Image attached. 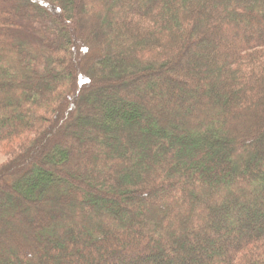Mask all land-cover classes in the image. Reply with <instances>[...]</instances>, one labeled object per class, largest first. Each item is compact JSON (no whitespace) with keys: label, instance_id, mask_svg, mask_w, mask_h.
<instances>
[{"label":"trees","instance_id":"obj_1","mask_svg":"<svg viewBox=\"0 0 264 264\" xmlns=\"http://www.w3.org/2000/svg\"><path fill=\"white\" fill-rule=\"evenodd\" d=\"M2 154L0 264H264V0H0Z\"/></svg>","mask_w":264,"mask_h":264},{"label":"rangeland","instance_id":"obj_2","mask_svg":"<svg viewBox=\"0 0 264 264\" xmlns=\"http://www.w3.org/2000/svg\"><path fill=\"white\" fill-rule=\"evenodd\" d=\"M200 56V55H199ZM197 57H198V54H195V58L193 59V60H196L197 59ZM195 63H196V61L195 62H190L189 61V63L188 62H186V65H189L190 66V68H188L189 69V71L190 70H192L193 68H194V66H195ZM143 86V88L145 87V91H146V94L148 95H152V96H156L158 93H156V92H154V91H152V90H150L149 89V87L151 88V86H145V85H143L142 83H139V84H134L133 86H131L130 88L133 90V91H136V89L138 88V87H142ZM260 128L261 127H259L258 128V131L260 130ZM246 138V137H245ZM6 160H7V157L6 156H4L3 154L2 155H0V164H2V163H4V162H6ZM98 161H101V158H99L98 159ZM164 203V202H163ZM140 204V203H139ZM138 204V205H139ZM157 204H162V201H161V199L158 197V198H156L155 200H154V202H153V206H156ZM162 211V210H161ZM162 213H164V211H162ZM198 218V217H197ZM196 218V219H197ZM193 219H194V216H193ZM192 218H190V219H187L186 221L188 222L187 223V225H186V227L188 226V229H190V227L192 226V222L194 221ZM6 230H8V232H10V235H12L11 234V232H14V234L16 235V238H17V243L18 242H24L25 244L27 243V240H28V235H27V233L25 232V231H23V227H21V225H19L17 222L16 223H8V224H6ZM3 235L4 234H0V237H3ZM12 238H15V236H11ZM222 238H223V236H222ZM32 255V254H31Z\"/></svg>","mask_w":264,"mask_h":264}]
</instances>
